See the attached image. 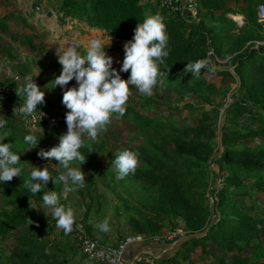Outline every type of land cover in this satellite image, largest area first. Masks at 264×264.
Masks as SVG:
<instances>
[{
	"label": "trees",
	"instance_id": "16d2710c",
	"mask_svg": "<svg viewBox=\"0 0 264 264\" xmlns=\"http://www.w3.org/2000/svg\"><path fill=\"white\" fill-rule=\"evenodd\" d=\"M47 1L62 22L103 31L114 41L131 40L136 25L147 16L163 17L169 55L159 69L167 74L158 77L154 89L163 86L173 92L174 102L183 103L188 115L176 122L172 111L163 112L167 102L158 92L151 97L139 93L136 101L127 103L125 114L112 119L102 133H110L113 122L120 120L142 136V141L119 148L83 137L85 146L80 152L87 158L81 167L89 171L84 186L87 201L69 235L57 228L50 210L42 206L43 192L51 189L60 194V184L49 181L40 193L32 195L23 187V181L30 179L25 166L16 165L22 168L21 176L0 182L1 259L9 264H104L81 254L80 239L87 236L106 245L107 235L104 237L95 225L115 218L112 209L121 207L130 211V221L136 226L135 233L127 238L155 243L165 222L182 232L174 239L180 243L176 252L167 260H154V264H264V33L256 11L264 0H243L242 5L238 0H196V19L184 8H160V0ZM227 15L243 17V25L238 26ZM8 17L0 20V28ZM209 52L213 56L208 57ZM216 59L224 61L219 68L215 67ZM198 60L208 64L200 78L193 79L183 69L188 62ZM129 75L120 73L125 80ZM210 77L227 81L224 97L216 99L211 94ZM9 87L17 88L15 84ZM190 97L201 105L185 101ZM7 98L18 105L23 103L15 93ZM6 102L0 99L1 107ZM174 109L180 111L181 107ZM196 111L199 115L188 124L187 117ZM4 119L7 124L0 128V136H7L4 143H11L14 153L33 147L24 140L30 134L37 138L32 148L36 151L50 150L59 143V133L39 134L27 129L23 121L9 116ZM89 147L93 153L89 154ZM125 149L136 152L140 163L134 174L120 179L116 169L104 167L100 158L106 155L107 165H112L115 154ZM73 163L80 166L77 161ZM253 177L261 181L255 185L241 182ZM97 181L115 196L119 206L104 203ZM78 192L83 194L81 189ZM60 204L68 207L63 196ZM251 232L262 241L251 242ZM95 234L103 238L97 240ZM110 234L116 238L112 246L127 239L120 237L119 226ZM46 249L51 254H46ZM231 250L237 255L228 256Z\"/></svg>",
	"mask_w": 264,
	"mask_h": 264
},
{
	"label": "clouds",
	"instance_id": "9594fccd",
	"mask_svg": "<svg viewBox=\"0 0 264 264\" xmlns=\"http://www.w3.org/2000/svg\"><path fill=\"white\" fill-rule=\"evenodd\" d=\"M168 40L163 17L157 14L147 16L142 23L136 25L132 39L123 45L124 59L119 71L113 68V57L105 51L111 42L106 45L100 39H92L85 55H81L77 50L78 46L72 44L56 50L61 72L54 79L55 87L64 89L73 80L76 86L67 88L62 97V104L69 110L65 114L67 132L59 136V143L56 146L50 150L41 149L37 156L49 161L54 159L66 171L53 177L46 167L42 170L33 167L30 179L23 181V187L32 195H36L48 185L49 181L54 185L62 182V193L43 192L42 206L50 210L57 228L63 229L65 235L74 231L76 217L72 208H65L60 204V199L61 196L66 199L68 193L85 186L86 174L81 167H70L74 161L79 162L80 166L87 161L80 152L85 146L84 135L96 140L101 132L107 131L112 119L120 118L125 114L127 102L132 94L130 85L146 97L154 94L158 77L167 74L159 69V65L164 64L165 58L169 55ZM207 64V60L188 62L183 72L191 73L193 79H199L201 70ZM120 72H130L128 79H122ZM15 94L20 101L23 100L19 105L20 113L35 119L38 105L45 104V92L32 81L15 88ZM15 110L16 108L13 109L14 112ZM6 124L7 120L0 116V128H4ZM24 140L31 144L32 148L38 143L35 135L31 134L25 136ZM11 148V143L0 142V182L2 183L21 176L22 168L16 167L20 164V154L14 153ZM90 153L93 152L89 147ZM139 163L138 154L125 149L115 154L112 166L116 169L118 178L123 179L129 174H134ZM29 222L32 223L30 219ZM95 226L101 231H110L107 219ZM45 252L51 254L48 249Z\"/></svg>",
	"mask_w": 264,
	"mask_h": 264
},
{
	"label": "rangeland",
	"instance_id": "374dc122",
	"mask_svg": "<svg viewBox=\"0 0 264 264\" xmlns=\"http://www.w3.org/2000/svg\"><path fill=\"white\" fill-rule=\"evenodd\" d=\"M49 4H51V2L47 0H41V2H38L37 0H0L1 22H3L2 19L4 17L9 15V17L4 21L5 26L0 28V82L3 86L8 88L11 84H15V86L19 88L28 82L34 81L40 89L45 92V104L38 105L35 112V115L40 116L41 121H39L34 127L30 126L23 118V114L19 111V105L15 104L13 100L8 98L4 99L7 100L4 107H1L2 104H0V116H3V118L9 116L14 118L16 121H23L22 123L24 126L32 132L39 134L55 132L61 135L67 132L65 114L69 111L62 104L63 93L67 90V88L76 86V82L75 80L70 81L64 89L59 86L55 87L54 79L59 76L61 72V65L58 63L56 50L58 48L64 49L69 44H72L78 46L77 50L81 55H85L89 42L92 39H100L102 43L106 45L111 42L110 46L105 48V51L108 55L113 57V68L119 71L123 62L124 44L116 43L104 36L101 37L99 36V33L97 34L94 31H85L82 29L84 26L83 24L73 22L71 25L68 20L62 22L60 18L52 13ZM47 13H50L51 15L49 16ZM83 28H85V26ZM216 61V68H219L218 66L224 63L222 60L216 59ZM208 82L213 84V91L211 94L215 96L216 99H218V97L222 98L225 96V87L228 86L227 81H221V79L217 77H210ZM233 84L234 83L230 81L229 85H231L234 90L235 85ZM130 91L132 94L129 97L128 102L136 101V96L139 94L138 90L134 86H130ZM153 91L154 93L158 92L159 98L167 102L163 105L165 108L163 109V112L167 114L172 111L174 114V121L180 122L182 118L188 115V110L183 108V103L174 102L176 97L173 92L167 90L163 86H159V89H154ZM12 93L14 94L15 91L12 90ZM185 101L190 102L194 106H197L198 104L201 105V103H198V100L195 98H185ZM174 106L181 107L180 111L174 109ZM14 108H16L15 112L13 111ZM203 108L205 110H209L208 105H203ZM46 109L51 113L47 112ZM199 112L200 111H196V113L192 116L187 117V123H194V118L199 115ZM153 115L154 114H151V116ZM84 137L95 143L106 141L107 145L112 144L119 148L128 144L134 145L138 141H142L144 139L142 136L137 134L128 123H124L120 120L113 122L110 128V133L103 134L101 132L96 140L90 139L86 134ZM0 142H4V138L2 136H0ZM38 152L39 151L34 149H23L19 152L20 163L26 168V176L30 177V172L33 167H39L41 170L46 167L53 177H57L61 172L66 171L60 167L58 162L54 159L49 161L38 157ZM107 160L106 155H103L100 158V162L104 167L113 169L114 167L112 165H107ZM70 167L79 168L81 166L72 162ZM81 170L86 174L87 178L89 171L82 167ZM260 181L261 178L259 177H253L246 181L241 180L243 183L253 185L259 183ZM58 183L60 184L62 193L63 184L62 182ZM50 184L54 185L51 181ZM96 184L98 193L104 198V203L111 204L113 207L119 206V203L114 198L115 196L112 193L105 189L99 181H97ZM78 189H81L83 194L79 193ZM47 191L52 190L47 189ZM85 201H87L85 187L77 188V190L67 194L66 205L72 208L76 220L81 217L83 210L82 205ZM246 203H248V200ZM112 214L115 218L107 219L111 222L109 226L112 233L118 226L121 231L120 237L122 238H127L135 233L136 226L130 221V211L127 208L118 207L117 209H112ZM78 226L80 225L78 224ZM177 230H179V228H171L170 225L165 222L164 228L159 232L157 235L158 237L156 238H166L169 233ZM102 232L105 235L104 237L107 235L105 238L108 242L106 246H112V244L116 242L115 236L119 235L117 233L115 236H112L110 231ZM108 234L111 235L112 238H110ZM95 237L97 240L103 238L102 236L100 237L99 234H95ZM250 237L252 238L251 242L262 241L260 237L252 232L250 233ZM173 242L174 240L169 242L166 241L165 243L172 244ZM250 246L251 245L248 247L250 248ZM1 249H3V247H1ZM197 252L198 254L201 253L199 250H197ZM235 253H237L235 250H231V253H229L228 256H232L233 254L234 256L237 255ZM202 256L205 257V255ZM207 260L210 261L212 259L209 258ZM0 264L9 263L1 259L0 256ZM206 264L208 263L206 262Z\"/></svg>",
	"mask_w": 264,
	"mask_h": 264
},
{
	"label": "built area",
	"instance_id": "2783aa9c",
	"mask_svg": "<svg viewBox=\"0 0 264 264\" xmlns=\"http://www.w3.org/2000/svg\"><path fill=\"white\" fill-rule=\"evenodd\" d=\"M185 5L183 4V0H160L159 2L160 8L171 11H177L181 8H184L186 12L190 14L191 18L196 19L198 10L196 0H187ZM256 11L258 21H261V32L264 33V4L259 5ZM211 56H213V53L209 52L208 57ZM11 93L12 89L10 87L8 88L6 86H0V99H6L7 95ZM23 118L32 127L41 121L40 116L37 115H35V119H33L31 116L26 117L24 115ZM179 236H182V232L177 230L169 233L166 238H156L154 241L158 243H164L166 241H172ZM80 240L81 254L90 260L104 264H123V253L125 252L126 248L133 243L142 241L140 237H130L120 242L117 246H106L99 244L98 241L90 239L87 236L81 237Z\"/></svg>",
	"mask_w": 264,
	"mask_h": 264
},
{
	"label": "crops",
	"instance_id": "0c3cea01",
	"mask_svg": "<svg viewBox=\"0 0 264 264\" xmlns=\"http://www.w3.org/2000/svg\"><path fill=\"white\" fill-rule=\"evenodd\" d=\"M187 0H183V4L186 3ZM233 1V0H230ZM255 2L258 0H254ZM238 3L242 5L243 0H238ZM50 13H47L49 15ZM50 16V15H49ZM227 17L233 20L238 26H242L244 23L243 17L227 15ZM72 25V24H71ZM85 26V28H83ZM82 29L85 31H94L95 33H99V36L105 37L103 31L97 29H89L86 25H84ZM107 38V37H105ZM111 41H114L110 38H107ZM116 43L124 44L125 41H115ZM179 241L175 240L172 244L170 243H151V242H136L129 245L125 252L123 253V264H154V260H167L170 258L177 250V245H179Z\"/></svg>",
	"mask_w": 264,
	"mask_h": 264
},
{
	"label": "water",
	"instance_id": "95a60500",
	"mask_svg": "<svg viewBox=\"0 0 264 264\" xmlns=\"http://www.w3.org/2000/svg\"><path fill=\"white\" fill-rule=\"evenodd\" d=\"M259 23L261 24V21H259Z\"/></svg>",
	"mask_w": 264,
	"mask_h": 264
}]
</instances>
